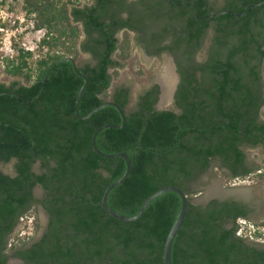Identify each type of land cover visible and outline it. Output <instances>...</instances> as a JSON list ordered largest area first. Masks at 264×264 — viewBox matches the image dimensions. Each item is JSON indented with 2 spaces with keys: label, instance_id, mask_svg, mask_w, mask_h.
Wrapping results in <instances>:
<instances>
[{
  "label": "trees",
  "instance_id": "obj_1",
  "mask_svg": "<svg viewBox=\"0 0 264 264\" xmlns=\"http://www.w3.org/2000/svg\"><path fill=\"white\" fill-rule=\"evenodd\" d=\"M259 1L230 0L226 7L239 13ZM82 2L0 0V10L19 5L32 28L43 30L38 57L13 41L15 54L2 59L3 73L13 79L7 85L0 82V165L11 163L13 173L0 168V264H7L9 256L24 264H162L180 197L172 191L159 194L134 221L119 220L101 207L104 188L124 173L126 165L121 157L99 156L91 135L105 124L120 125L122 118L113 105L88 118L77 116L76 96L84 83L80 74L87 84L78 103L79 116L107 100L124 111L121 128L104 127L95 137L101 152L124 151L130 159L129 173L109 191L107 205L131 216L148 195L176 186L186 193L188 203L171 245V264H264V247L235 233L236 220L247 219L246 204L217 198L205 204L191 201L210 170H227L233 180H264V163L249 167L244 151L264 146V80L259 74L264 3L239 18L219 14L201 62L192 54L199 46L189 41L203 33L207 22L191 14L186 24L189 29L202 25L198 33L189 30L181 43L158 49L175 55L180 50L183 57L175 59L180 80L173 104L154 109L158 87L153 86L127 110V89L109 93L116 67L130 57L128 32L121 41L112 36L117 25L126 24L120 17L122 0H93L90 6ZM79 22L88 36L97 30L87 42L95 59L78 65L80 74L66 58L78 60ZM5 25L0 16V28ZM110 26H115L112 31ZM185 46L190 55H185ZM37 186L40 197L34 194ZM38 205L47 215L43 234L34 241L32 235H13L24 219L32 218L38 229Z\"/></svg>",
  "mask_w": 264,
  "mask_h": 264
},
{
  "label": "flooded vegetation",
  "instance_id": "obj_2",
  "mask_svg": "<svg viewBox=\"0 0 264 264\" xmlns=\"http://www.w3.org/2000/svg\"><path fill=\"white\" fill-rule=\"evenodd\" d=\"M228 1L230 0H124V1L122 0V5L121 7H119L120 17L122 22H125L126 24L123 26L117 25L116 27L110 26V30L112 31L114 27L116 28L115 30H113L112 36L117 41H121L124 36V33L127 31L129 35L131 49L133 50L136 49L137 51H139L141 56L144 57V59H160L162 58V55L168 56V62L169 64L172 65L173 73L175 75V83H174L175 88L173 86L174 90L172 89L173 92H171V96L173 97V101H174V92L180 80V75L177 72L175 59L176 57L179 59L183 57L180 55V50H178L176 53L177 55H175L170 51L159 52L158 49L164 46H173V44L175 43L176 45L181 43V38L183 37L186 38L189 30H191L192 33L195 34L198 33L199 31L198 27L202 25L199 26L196 25L192 29H189L190 27H188L186 24L188 17L192 14L193 17L200 19V21L204 20L205 22H207V28H205L203 33L199 37L198 35L192 37L191 40L189 41L191 45H194L195 47L199 46L198 49L192 52L193 59L197 62L203 61L207 56L206 49L210 47L213 41L214 31L216 28L215 18L219 14H221V12L228 13V12H223L225 10H232L226 7L228 5ZM92 4H93V0L82 2V6L84 5L90 6ZM220 8H224V9L223 10L221 9L220 11ZM228 26L229 25L226 24L222 26V28L226 29ZM79 28H80V36L78 39L79 55H81L83 59H87V60L83 62H79L80 57L78 56L77 58L78 60L76 61V66L83 65L87 62L92 61V59H95L93 58L91 53L92 45L87 44V42L90 38L92 39L97 36V30H91L90 31L91 33L88 36L87 33L85 32L82 22H79ZM154 35L155 37H153ZM262 47L264 48V44ZM185 49H186L185 55H190L191 50L187 46H185ZM111 58L116 59L115 55H112ZM123 66L124 63L121 67H116V70L119 72V70ZM112 70L113 69L109 68V71ZM263 72H264V58L261 60L260 68H259V74L262 80H264ZM159 74H160V70H159ZM176 75L178 77L177 82H176ZM153 86H157L158 91L156 93V100L153 103L152 107L157 110L162 109V107H159V104L163 103L161 102L163 90L159 80V75H158V81L151 82L147 87H145L138 93L135 103L133 107H131L130 109L136 107L138 96L143 95L148 90H152ZM123 89L128 90V102H129L130 87L125 83L116 85L112 89L110 85L109 93L114 94ZM170 100H169V102H171L170 104H173V101ZM167 104L168 102L165 104V106ZM224 171L227 172L228 174L227 170ZM229 200H234L246 204L248 207L246 217L249 218L250 206L247 203L234 198H231ZM39 206L41 205H38L37 209ZM46 223H47V219L45 221L44 227L42 228V231H40L37 237L34 238L32 241L37 240L43 234ZM11 258L14 259L15 261H18L20 264H24V262L20 258L14 256H9L7 260V264H9V260Z\"/></svg>",
  "mask_w": 264,
  "mask_h": 264
},
{
  "label": "rangeland",
  "instance_id": "obj_3",
  "mask_svg": "<svg viewBox=\"0 0 264 264\" xmlns=\"http://www.w3.org/2000/svg\"><path fill=\"white\" fill-rule=\"evenodd\" d=\"M83 1L87 2L88 0ZM0 16L6 23L3 29L0 28V82L7 85L13 78H9L3 73L2 59L6 56L10 57L15 54L12 47L13 41L22 49L23 45L32 48L37 39L41 38L43 30H34L32 28V20L24 17L19 9V5H15V9L12 11H7L6 6H4V8L0 10ZM32 54L36 57L39 55L38 52H32ZM79 57V62L87 60L83 59L81 55H79ZM168 63L167 55H162L160 59H144L139 51L136 49L133 50L130 47V58L124 62V66L112 80L111 89L116 85L124 83L130 87V98L126 107L128 110L133 107L136 97L142 89L147 87L151 82L158 81L159 70L167 66ZM20 81L23 82L21 79ZM165 104L166 103L163 102L159 104V107L163 108ZM244 151L249 167L254 169L263 166L264 146L254 148L246 147ZM0 168L6 173H13L11 163L1 164ZM34 168L37 170L36 165ZM196 190L198 193L191 200L194 204H202L206 197L212 198L222 196L226 199H238L250 206V214L247 219L256 225H262L264 227V224H261L264 221V180H256L253 176L245 180H233L229 178L227 172L224 170L221 171V174H216L213 170H210L201 177ZM41 193V189L37 187L34 189V194L37 197H39ZM37 214L39 222L37 230L33 228L32 218L24 219L15 227L13 235L25 233L26 235H32L33 238H36L45 225L44 215H42L39 209ZM252 242L260 247H264V243L262 242ZM9 264L20 263L11 258Z\"/></svg>",
  "mask_w": 264,
  "mask_h": 264
},
{
  "label": "water",
  "instance_id": "obj_4",
  "mask_svg": "<svg viewBox=\"0 0 264 264\" xmlns=\"http://www.w3.org/2000/svg\"><path fill=\"white\" fill-rule=\"evenodd\" d=\"M263 3H264V0L259 1L257 3L249 4V5H247L244 8V10L242 12H239V13L234 12L232 10H225L223 12H229V13H232L235 16L239 17V16H242L243 14H245L248 8L257 7V6H260ZM66 58L72 62V65H73L75 71L78 74H80L77 71V69H76L77 68L76 61H74L71 57H66ZM80 75L84 79V83L81 85V87H80V89H79V91L77 93V96H76L75 113L77 114V116L80 119L88 118L96 110L100 109L101 107H103L105 105H113V106H115L118 109V111H119V113L121 115V118H122V123L120 125H117V124H105L103 126L98 127L91 135L92 148L99 156L104 157V158L121 157L125 161V165H126L124 173L120 177H118L116 180H114L108 186H106L104 188L102 196H101V199H100V205L107 213H109L111 216H113V217H115V218H117L119 220H122V221H134V220L138 219L141 216V214L143 213V211H144L145 207L147 206V204L153 198L158 196L159 194L167 192V191H172V192H175L176 194H178V196L180 197V201H181L180 202V207H179L178 213L176 215V218H175V220H174V222H173L171 228L169 229V231L167 233V236L165 238V242H164V246H163V253H162V264H171V245H172L173 239H174L177 231L179 230V228L182 225V222H183V219H184V216H185L187 203H188L187 195H186V193L184 191H182L180 188H178L176 186L169 185V186L161 187V188L157 189L156 191H154L153 193H151L150 195H148L144 199V201L141 203L137 213L134 214V215H131V216L120 214V213H118L117 211L113 210L112 208H110L107 205L106 200H107V196H108L109 191L114 186L119 184L128 175L129 170H130V166H131L130 165V159H129V157L127 156V154L124 151H121V152H118V153H114V154H106V153L101 152L95 145V137L98 134V132L104 127L121 128L124 125V122H125L124 111L115 102H113L111 100H107V101L101 103L100 105H98L97 107H95L94 109H92L85 116H79L78 115V111H77L78 103H79L80 97L82 95V92H83V90L85 88V85L87 84L86 77L84 75H82V74H80ZM177 80H178V77L176 75V82H177ZM174 88H175V85H174ZM174 88H173V90H174ZM170 101H173V97L172 96H171V100ZM170 103L171 102H169L168 104H170ZM37 188L41 189L40 186H37ZM212 198H217V199H220V200L226 199L225 197L223 198L222 196H217V197H212ZM212 198L211 197H206V199L204 200V202L202 204H205L208 200H210ZM38 209L40 210L42 215H44V221H46L47 215L45 213V210L41 206H39Z\"/></svg>",
  "mask_w": 264,
  "mask_h": 264
},
{
  "label": "built area",
  "instance_id": "obj_5",
  "mask_svg": "<svg viewBox=\"0 0 264 264\" xmlns=\"http://www.w3.org/2000/svg\"><path fill=\"white\" fill-rule=\"evenodd\" d=\"M38 40L39 38L37 39L36 43H34L32 48L23 45V49L36 53L35 51L37 49ZM235 233L237 236L247 240L264 243V227L262 225H256L246 218H238L236 220Z\"/></svg>",
  "mask_w": 264,
  "mask_h": 264
},
{
  "label": "bare ground",
  "instance_id": "obj_6",
  "mask_svg": "<svg viewBox=\"0 0 264 264\" xmlns=\"http://www.w3.org/2000/svg\"><path fill=\"white\" fill-rule=\"evenodd\" d=\"M159 80L162 86L163 94L161 102L169 103L171 92L175 83V75L171 64L160 69Z\"/></svg>",
  "mask_w": 264,
  "mask_h": 264
}]
</instances>
